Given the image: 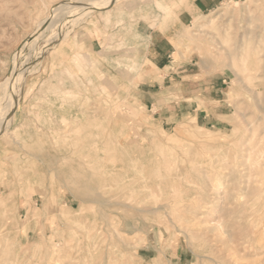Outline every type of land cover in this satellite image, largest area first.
<instances>
[{
	"label": "rangeland",
	"instance_id": "374dc122",
	"mask_svg": "<svg viewBox=\"0 0 264 264\" xmlns=\"http://www.w3.org/2000/svg\"><path fill=\"white\" fill-rule=\"evenodd\" d=\"M138 1L0 0V264H264V0L178 28L163 71L101 62L88 25Z\"/></svg>",
	"mask_w": 264,
	"mask_h": 264
},
{
	"label": "crops",
	"instance_id": "0c3cea01",
	"mask_svg": "<svg viewBox=\"0 0 264 264\" xmlns=\"http://www.w3.org/2000/svg\"><path fill=\"white\" fill-rule=\"evenodd\" d=\"M221 1L224 0H151L138 1L136 4L122 3V6L127 7L124 10L126 24L119 28L102 26L99 23L101 17H95L92 24L88 25L91 28L90 48L101 62H112V59L120 58L142 65L145 59H150L154 69L163 71L171 64L170 59L176 52L174 43L178 28L183 29L194 17L215 9ZM115 12L114 5H111L99 14L111 19ZM117 47L121 49L118 50ZM185 98L187 100L194 97L186 95Z\"/></svg>",
	"mask_w": 264,
	"mask_h": 264
},
{
	"label": "bare ground",
	"instance_id": "6f19581e",
	"mask_svg": "<svg viewBox=\"0 0 264 264\" xmlns=\"http://www.w3.org/2000/svg\"><path fill=\"white\" fill-rule=\"evenodd\" d=\"M114 0H90V5L88 6V9L84 12V13H88L89 11H90V9H92L93 7H95V6H97V5H103V4H108V3H111V2H113ZM44 29V28H43ZM25 43V42H24ZM241 44V43H240ZM238 49H239V47H238ZM235 50H237L236 48H235ZM239 50H237V52H238ZM233 55V54H232ZM17 78H16V73L15 74H13L12 76H10V77H8L6 80H5V82L3 83V85H0V130H1V128H2V126L5 124V119H6V114H7V111L10 109V107H11V105H12V102H13V100H14V98H15V96H16V93H17V91H16V88H17V85L15 86L14 84H13V82L14 83H16L17 82V80H16ZM1 92H3V96L1 95ZM250 140V139H249ZM246 141H248V140H246ZM246 143H248V142H246ZM245 144V143H244ZM246 145V144H245ZM241 146V145H240ZM244 146V145H243ZM246 152H247V150H245ZM263 151V150H262ZM261 152V151H260ZM246 154V153H245ZM259 155V154H258ZM262 155V154H261ZM246 156H247V154H246ZM247 158V157H246ZM255 158H256V156H255ZM258 158V157H257ZM257 158H256V160H257ZM245 159V158H244ZM264 159V158H263ZM246 161V160H245ZM254 162H255V160H254ZM257 162V161H256ZM128 163V162H127ZM248 165V164H247ZM250 165H252V163L250 164ZM246 167H248V166H246ZM252 167V166H251ZM246 174V173H245ZM247 176H248V173H247ZM251 177V176H250ZM253 177V176H252ZM244 178V177H243ZM129 179V178H128ZM123 181V180H122ZM246 181V180H245ZM124 182V181H123ZM121 183V182H120ZM126 183V182H125ZM245 183H247V182H245ZM244 183V184H245ZM127 184V183H126ZM120 185V184H119ZM246 185V184H245ZM247 186V185H246ZM253 186V185H252ZM136 187V186H135ZM138 187H139V185H138ZM212 187V186H211ZM128 188V187H127ZM130 188V187H129ZM134 188V187H133ZM133 188H131L132 190H133ZM216 188V187H215ZM136 189V188H135ZM134 191H137V190H134ZM250 191V190H249ZM252 192V191H251ZM131 193H132V191H131ZM135 193V192H134ZM124 194H125V192H124ZM127 194H129V193H127ZM128 196V195H127ZM237 198H240V197H237ZM239 201V200H238ZM122 205V204H121ZM262 206H261V208L264 206V204L262 203L261 204ZM226 206V205H225ZM260 208V207H259ZM150 210V209H149ZM250 211H252V209L250 210ZM257 211V210H256ZM264 211V210H263ZM255 211H253V213H254ZM259 212V209H258V211L257 212H255V215L257 214ZM253 213H252V218H253ZM217 215V214H216ZM200 217V216H199ZM251 217H249V218H251ZM257 218V217H256ZM221 219V218H220ZM220 219H219V224H220ZM227 219V218H226ZM248 219V218H247ZM247 219H245L246 221H247ZM255 219H253V221H254ZM260 220V219H259ZM189 221V220H188ZM187 221V222H188ZM218 221V220H217ZM245 221V222H246ZM251 221V220H250ZM250 221H248V222H250ZM247 222V223H248ZM258 223V222H257ZM261 223V222H260ZM259 223V224H260ZM254 224H256V222L254 223ZM243 225V224H242ZM220 226V225H219ZM219 226H217V227H219ZM257 226V225H256ZM260 226V225H259ZM262 227V226H261ZM263 228V227H262ZM219 229V228H218ZM255 230V229H254ZM243 231V230H242ZM259 235V234H258ZM263 235V234H262ZM235 236V235H234ZM247 238V237H246ZM257 238V237H256ZM255 238V239H256ZM245 239V238H244ZM257 240V239H256ZM258 241V240H257ZM250 248V247H249ZM93 249V248H92ZM244 251V250H243ZM32 255V254H31Z\"/></svg>",
	"mask_w": 264,
	"mask_h": 264
}]
</instances>
